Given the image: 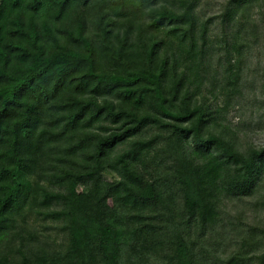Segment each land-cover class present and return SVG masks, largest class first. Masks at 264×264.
I'll return each mask as SVG.
<instances>
[{"label": "trees", "instance_id": "16d2710c", "mask_svg": "<svg viewBox=\"0 0 264 264\" xmlns=\"http://www.w3.org/2000/svg\"><path fill=\"white\" fill-rule=\"evenodd\" d=\"M202 1L0 0V264H264V0Z\"/></svg>", "mask_w": 264, "mask_h": 264}, {"label": "rangeland", "instance_id": "374dc122", "mask_svg": "<svg viewBox=\"0 0 264 264\" xmlns=\"http://www.w3.org/2000/svg\"><path fill=\"white\" fill-rule=\"evenodd\" d=\"M224 0H203L201 4V11L204 15L209 16L217 13L220 10V3ZM253 73L259 79L264 82V43L263 50L257 53L253 62ZM261 95H264V91H260ZM264 110V109H262ZM264 113V111H262ZM250 110H241L240 112L232 113L233 122H239L242 119H248ZM264 116V115H263ZM87 124L80 122L75 129L67 132L61 137L59 143L60 154L70 151L74 154L85 155L89 149L88 143L80 141ZM250 139L257 144L264 143V129L254 128L250 133ZM105 176L109 180H114L116 174L113 172H106ZM225 219H233L234 216H240L248 224H252L258 227H264V187L259 193L252 197H244L239 199H233L227 202L224 206ZM235 219V218H234ZM154 245L158 246L159 242H155Z\"/></svg>", "mask_w": 264, "mask_h": 264}]
</instances>
